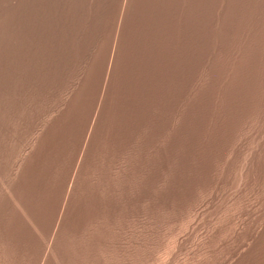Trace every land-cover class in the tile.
<instances>
[{
	"label": "rangeland",
	"instance_id": "374dc122",
	"mask_svg": "<svg viewBox=\"0 0 264 264\" xmlns=\"http://www.w3.org/2000/svg\"><path fill=\"white\" fill-rule=\"evenodd\" d=\"M120 1L0 0V264H264V0H167L172 63L132 94L89 42ZM130 98L118 177L63 190L78 124Z\"/></svg>",
	"mask_w": 264,
	"mask_h": 264
},
{
	"label": "crops",
	"instance_id": "0c3cea01",
	"mask_svg": "<svg viewBox=\"0 0 264 264\" xmlns=\"http://www.w3.org/2000/svg\"><path fill=\"white\" fill-rule=\"evenodd\" d=\"M174 7L167 0H121L119 7L111 12L110 32L92 36L90 48L95 72L102 73V87L113 81L120 65L127 66L126 88L132 90L139 82L149 81L154 59L165 61L173 54ZM130 36H136L131 38ZM169 36V38H168ZM126 49V54L123 50ZM127 55V57H126ZM126 57V61H120ZM158 63V61H156ZM102 66V67H101ZM138 115L134 100L126 101L117 108L111 118H104L98 109L87 120L78 124L77 142L73 149L71 163L62 161L55 169L63 190L67 191L78 175L91 170L94 177L106 176L107 167L113 177H118L119 162H124L126 142L135 145V120ZM140 125L137 144L140 146ZM135 153V149H133ZM89 154V155H87ZM85 161L95 162V167L86 168ZM124 168V167H123ZM110 176V173H109ZM117 183V181H115Z\"/></svg>",
	"mask_w": 264,
	"mask_h": 264
}]
</instances>
